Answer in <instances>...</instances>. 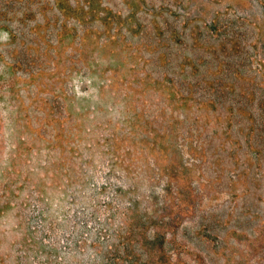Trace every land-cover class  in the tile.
<instances>
[{"label":"rangeland","instance_id":"rangeland-1","mask_svg":"<svg viewBox=\"0 0 264 264\" xmlns=\"http://www.w3.org/2000/svg\"><path fill=\"white\" fill-rule=\"evenodd\" d=\"M0 264H264V0H0Z\"/></svg>","mask_w":264,"mask_h":264}]
</instances>
